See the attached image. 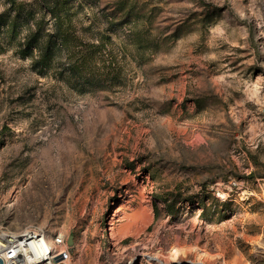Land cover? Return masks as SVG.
Instances as JSON below:
<instances>
[{
    "label": "rangeland",
    "instance_id": "1",
    "mask_svg": "<svg viewBox=\"0 0 264 264\" xmlns=\"http://www.w3.org/2000/svg\"><path fill=\"white\" fill-rule=\"evenodd\" d=\"M46 1L0 0V230L61 234L70 264L176 240L264 264V0H52L72 53L44 73L19 45L53 33ZM140 192L152 221L116 241Z\"/></svg>",
    "mask_w": 264,
    "mask_h": 264
},
{
    "label": "built area",
    "instance_id": "2",
    "mask_svg": "<svg viewBox=\"0 0 264 264\" xmlns=\"http://www.w3.org/2000/svg\"><path fill=\"white\" fill-rule=\"evenodd\" d=\"M69 249L64 236L49 235L40 228H25L19 233L0 230L2 264H70Z\"/></svg>",
    "mask_w": 264,
    "mask_h": 264
},
{
    "label": "trees",
    "instance_id": "3",
    "mask_svg": "<svg viewBox=\"0 0 264 264\" xmlns=\"http://www.w3.org/2000/svg\"><path fill=\"white\" fill-rule=\"evenodd\" d=\"M48 12L51 17L54 18V29L53 33L48 35H40L38 30L30 31L28 29L27 34L23 37L21 45H19V52L21 57L33 56V53H37L36 59H34V64H38L41 70H44V73L48 70L50 66V59L55 54V52L62 50H70L69 39L65 36L66 30L63 28V16L65 13L59 9V5L52 3V0L46 1ZM2 19L0 17V25ZM45 30V29H44ZM15 26L14 23L6 24V34L8 38L14 37L15 35ZM70 54L72 51L70 50ZM82 67L79 65L72 64L70 66L69 73L71 75H77L81 73ZM86 85L96 86L99 84L97 81H92L91 79L86 80Z\"/></svg>",
    "mask_w": 264,
    "mask_h": 264
},
{
    "label": "bare ground",
    "instance_id": "4",
    "mask_svg": "<svg viewBox=\"0 0 264 264\" xmlns=\"http://www.w3.org/2000/svg\"><path fill=\"white\" fill-rule=\"evenodd\" d=\"M247 193H243L246 196ZM219 197L224 199L226 196L219 194ZM141 202L128 215H123L121 218L127 221L116 233L114 239L121 240L126 235L130 234L134 238L144 231V228L152 221L151 203L147 197H144L143 192H140ZM196 254L197 264H207L210 257L204 251H200L196 247H191L181 244L178 240L173 244L168 251L158 250L154 255L147 256L142 259V264H187V259L190 254Z\"/></svg>",
    "mask_w": 264,
    "mask_h": 264
},
{
    "label": "water",
    "instance_id": "5",
    "mask_svg": "<svg viewBox=\"0 0 264 264\" xmlns=\"http://www.w3.org/2000/svg\"><path fill=\"white\" fill-rule=\"evenodd\" d=\"M72 244H71V241H68V246H71ZM59 260V258H57V259H55V261H58ZM0 264H2V260L0 259Z\"/></svg>",
    "mask_w": 264,
    "mask_h": 264
}]
</instances>
